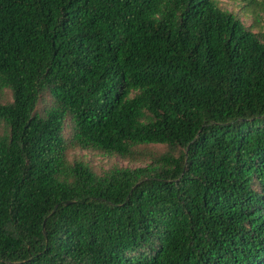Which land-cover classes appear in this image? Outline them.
Returning a JSON list of instances; mask_svg holds the SVG:
<instances>
[{
	"label": "trees",
	"instance_id": "obj_1",
	"mask_svg": "<svg viewBox=\"0 0 264 264\" xmlns=\"http://www.w3.org/2000/svg\"><path fill=\"white\" fill-rule=\"evenodd\" d=\"M6 90L0 264H264V28L220 0H0Z\"/></svg>",
	"mask_w": 264,
	"mask_h": 264
},
{
	"label": "rangeland",
	"instance_id": "obj_2",
	"mask_svg": "<svg viewBox=\"0 0 264 264\" xmlns=\"http://www.w3.org/2000/svg\"><path fill=\"white\" fill-rule=\"evenodd\" d=\"M220 5L222 9L236 15L246 27H253L255 33H259L264 28V0H220ZM10 100L9 90L0 94V103H7ZM72 157L84 159L97 170H108L116 165L126 168L144 165V163H128L115 156L95 155L83 151L72 154Z\"/></svg>",
	"mask_w": 264,
	"mask_h": 264
}]
</instances>
